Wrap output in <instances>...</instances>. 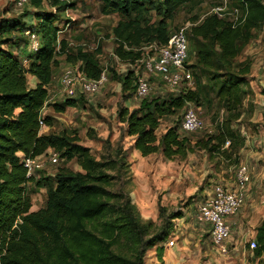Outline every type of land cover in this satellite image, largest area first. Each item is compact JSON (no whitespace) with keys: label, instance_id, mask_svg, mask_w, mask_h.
<instances>
[{"label":"trees","instance_id":"16d2710c","mask_svg":"<svg viewBox=\"0 0 264 264\" xmlns=\"http://www.w3.org/2000/svg\"><path fill=\"white\" fill-rule=\"evenodd\" d=\"M28 1L33 9L27 14L37 24L28 26L26 20L15 17L0 19V264H146L147 252L153 248L162 257V243L173 232L172 220L182 218L184 213L181 210L167 213L160 207L163 224L154 231V221L143 220L131 192L123 185L112 188L118 177L124 178L130 165L123 146H117L111 156L97 159L90 147L78 142L77 136L41 133L40 120L47 126L53 125V116L43 111L49 104L53 68L59 55L72 58L67 53L70 42L59 37L61 27L57 22L75 3L50 0L55 10L46 11V0ZM203 1L102 0L103 12L121 16L113 28L114 52L128 63L142 56L140 47L153 42L167 43L172 33L169 19L183 7L191 5L194 9ZM230 1L246 12L243 23L233 26L227 17L215 12L203 18L195 15L192 22L196 24L188 30L191 49H196L198 60L188 67L194 75V67L213 74V79L220 82L218 95L229 111L243 104L244 84L248 82L250 69L245 66L235 71L233 62L240 54L241 44L248 42L252 31L264 22L263 0ZM153 12L157 16L155 20ZM27 28L39 36L41 46L36 53L30 51ZM17 47H23L21 55L14 53ZM77 59L90 78L101 76L104 66L94 53L80 50ZM28 75L37 78L34 87L29 85ZM136 78L132 69L120 77L126 98L134 96ZM195 79V89L164 98L148 95L134 109L129 106L119 109L127 135L134 138L133 146L143 156L161 153L165 159L174 160L198 147L208 152L222 151L229 139L228 145L235 147L233 141L240 134L229 121L205 140L181 132L188 104H200L197 75ZM80 100L82 96L65 98L51 106L56 112H64L68 107L79 106ZM165 116L173 117V124L159 136L158 129ZM49 148L67 162L76 160L81 170L60 167L52 179L54 182H46L48 176L28 177L19 152L36 156L47 153ZM32 182L36 189L45 186L47 189L45 206L36 211L31 210L36 191L28 185ZM255 240L254 255L261 257L264 218L256 228Z\"/></svg>","mask_w":264,"mask_h":264},{"label":"rangeland","instance_id":"374dc122","mask_svg":"<svg viewBox=\"0 0 264 264\" xmlns=\"http://www.w3.org/2000/svg\"><path fill=\"white\" fill-rule=\"evenodd\" d=\"M71 1L75 6L69 9L70 14L61 15L57 23L61 27L59 37L70 42L71 47L67 53L72 58H67V54L59 55L58 64L53 68L49 104L43 110L44 114L53 116V125L47 126L42 133L77 136L78 142L90 147L97 159L102 155L111 156L117 146H123L130 165L124 178L118 177L112 188L118 189L123 185L131 192L143 220L154 221V231L163 224L160 207L165 208L167 213L179 210L184 213L183 219L172 220L175 232L167 239H173L181 249L180 254H173L170 260L172 264H264V254L261 257L255 256L253 250L256 247L253 249L250 246L251 240L255 239L253 229L264 218V183L257 181L258 172L264 168V147L261 148L256 142L259 137H264V22L252 31L248 42L241 44L240 54L233 62L235 71L245 66L250 67L248 82L244 84L243 104L238 108L229 111L226 102L218 95L220 82L213 79V74H205L201 68L194 67L198 78L200 104L193 103L191 106L198 108L204 120V127L191 133L181 132L193 139L205 140L209 135L219 132L225 122L229 121L240 134L233 141L235 147L231 148L230 144L226 143L222 151L216 152H208L198 147L187 156L167 160L161 153L143 156L139 150H135L134 138L127 135L126 126L119 118L121 107L129 106L134 109L141 101L134 96L131 99L126 98L127 92L122 89L120 77L131 69L130 65L122 61L116 62L112 58L116 47L113 28L121 18L120 14L103 12L102 0ZM224 4L225 0H204L194 9L191 5L183 7L169 19L170 28L173 32L192 21L195 15L203 17L211 13L213 7ZM51 7L50 0H46L44 9L54 10ZM229 8L227 5V9ZM32 9L28 4L18 5L15 0H0V19L22 18L27 21L28 26L35 25L37 20L27 14ZM156 17L153 12V19ZM189 47L191 59L188 64H193L198 61L197 51L193 47L191 49L190 39ZM80 50L94 53L100 64L107 67V80L99 92L83 95L79 106L56 112L51 103L64 100L56 95L60 78L66 67L80 65L81 61L77 59ZM151 84V96L164 98L179 93L169 90L160 78L153 77ZM172 120L171 116L162 118L158 129L159 136L173 124ZM108 141L110 145L107 144ZM240 164L248 167L251 181V184H248L258 192L250 196L254 198L253 201L246 199L247 202L236 214L239 222L232 226V235L227 240L228 251L221 252L212 241L209 227L204 223L196 225L195 219L199 204L215 184H223L227 180L236 182ZM60 167L81 170L76 160L67 162L59 157L56 164H47L45 169L37 170L35 177L38 179L48 176L46 182H54L52 179ZM111 171L117 174L116 169ZM28 185L36 189L33 182ZM46 198V186L36 189L32 195L31 210L43 208ZM167 240L162 245H168ZM154 249L156 248L148 250L146 264H151L152 258L156 256Z\"/></svg>","mask_w":264,"mask_h":264},{"label":"built area","instance_id":"2783aa9c","mask_svg":"<svg viewBox=\"0 0 264 264\" xmlns=\"http://www.w3.org/2000/svg\"><path fill=\"white\" fill-rule=\"evenodd\" d=\"M15 2L23 6L28 4L29 1L15 0ZM227 5L230 6L229 9H227ZM69 11L67 9L65 15H69ZM215 12L221 17H227L233 26L243 23L246 18V12L243 8L231 5L230 0H225L223 6L213 7L211 13ZM193 24L196 23L188 21L174 30L165 44L153 42L140 47V50L143 51L142 56L133 62H128L137 77L134 95L136 99L142 100L150 95L152 89L151 79L153 77L160 78L171 91L181 92L182 90L196 88L195 75L192 69L188 67L190 51L188 30ZM25 34L30 40V51L32 53L38 52L41 46L38 34L31 28H27ZM112 58L116 62L122 61L115 52H113ZM24 62H28L27 57L24 58ZM106 71L107 67H104L99 78H90L80 65L66 67L60 78L56 95L65 99L97 93L107 80ZM191 104L193 103H189L188 108H186L180 126L181 131L185 133L195 132L204 127V120L198 108L191 106ZM40 125L41 132L47 128L44 120H40ZM229 143L230 141L227 142V144ZM21 156L27 168L28 177H35L37 170L45 169L47 164H56L60 157L59 153L53 148H49L47 153L36 156H25L24 154H21ZM249 180L250 172L248 167L245 164H240L234 185L215 184L198 206L196 221L209 227L212 241L221 252L228 251L227 240L232 235V225L228 218L238 214L245 205ZM174 230L172 234L175 232ZM167 244L173 246L175 241L170 239ZM256 245V240H251V248L254 249Z\"/></svg>","mask_w":264,"mask_h":264},{"label":"crops","instance_id":"0c3cea01","mask_svg":"<svg viewBox=\"0 0 264 264\" xmlns=\"http://www.w3.org/2000/svg\"><path fill=\"white\" fill-rule=\"evenodd\" d=\"M14 53H18L21 55L22 51H23V47H17V48H14ZM28 80H29V85L30 86H35L36 83H37V78L33 75H28ZM43 132V131H42ZM41 132V133H42ZM255 139V137H254ZM256 142H257V145L260 146L261 148L264 147V137H259L258 139H256ZM136 150V149H135ZM23 154L22 152H19V155ZM262 154V153H261ZM263 155V154H262ZM261 156V155H260ZM264 157V156H262ZM258 167H260V165H258ZM253 173V171H252ZM258 176V179L257 181L258 182H261L262 184L264 183V168L262 167V170H260L257 174ZM261 176V177H260ZM235 181H231V180H227L225 181L223 184L226 185V186H231V185H234ZM251 184V181L249 182ZM255 183V182H254ZM249 184V188L250 190H248V193H247V200L248 201H253L254 198L250 197L252 194H257V190H254ZM256 184V183H255ZM254 188H255V185H254ZM246 200V202H247ZM185 216H183L182 218H179V220L183 219ZM196 221V219H195ZM228 221L230 222V224L233 226L234 224L238 223V219H237V215H233V216H230L228 218ZM261 221V220H260ZM196 225H197V221L195 222ZM260 223V222H259ZM259 223L255 226V228L253 229L254 230V233L256 234V228L257 226L259 225ZM240 227V225H239ZM255 238V237H254ZM170 240V239H169ZM187 240V239H186ZM167 243V242H166ZM165 243V244H166ZM176 245V244H175ZM169 246V245H163L164 246V250H163V254H162V257H160L157 253V249H154L155 251V254L156 256L152 258V261H151V264H172V261L170 262L171 258L173 257V254H180L181 253V249H179L177 247V245L175 246Z\"/></svg>","mask_w":264,"mask_h":264}]
</instances>
